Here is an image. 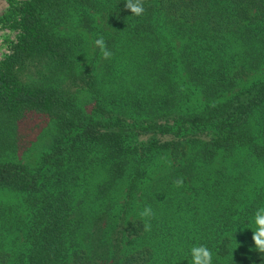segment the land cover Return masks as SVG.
Instances as JSON below:
<instances>
[{
	"label": "trees",
	"instance_id": "trees-1",
	"mask_svg": "<svg viewBox=\"0 0 264 264\" xmlns=\"http://www.w3.org/2000/svg\"><path fill=\"white\" fill-rule=\"evenodd\" d=\"M124 3L26 0L3 16L20 33L0 60V156L24 126L53 135L36 167L0 160V190L26 213L0 206V227L13 224L23 244L1 250L0 264H189L201 244L213 264H264L247 228L264 205V0H144L140 16ZM240 150L261 165L253 189L223 167ZM165 155L179 163L155 181L182 178L215 202L191 243L166 237V223L145 232L138 214ZM95 172L103 178L87 189Z\"/></svg>",
	"mask_w": 264,
	"mask_h": 264
},
{
	"label": "rangeland",
	"instance_id": "rangeland-1",
	"mask_svg": "<svg viewBox=\"0 0 264 264\" xmlns=\"http://www.w3.org/2000/svg\"><path fill=\"white\" fill-rule=\"evenodd\" d=\"M24 1L26 0H0V60L11 53V48L20 33L16 22L18 18H6L3 16L7 11L11 10L12 5L20 6ZM259 76H261L260 72L252 74L248 82ZM80 99L83 101L84 97L80 96ZM24 127L25 130L19 136L16 149L1 155L0 160L22 162L30 167H36L39 164L40 157L49 150L53 129L51 127L38 128L37 126L34 128L30 127L31 129H28L27 126ZM177 163H179L178 160L168 158L166 155L160 156L150 173L152 174L151 181L146 187L148 198L145 197L144 201L141 200L140 202L139 198L136 205L140 206L141 210L145 206L151 207L154 213V217L151 219V227L155 231L158 232L157 227L166 223L169 227V234L166 237L173 240L179 235L184 238L188 235L191 243L208 229L209 224L213 220L215 202L213 199L207 200L204 186L194 191L195 188H186L183 185L185 189L181 191L172 181L170 184H167L166 180L155 181V178L163 172L171 171L172 167L177 165ZM218 167H221L219 158L212 165L207 166V170H214ZM223 167L226 168L227 172L232 173L230 174L232 176L230 180L234 185L238 182L237 186L241 189L245 188L247 184L251 186L250 188L253 186L255 188L260 180V174H262L260 171L261 165L244 150H240L224 160ZM238 172H242L243 176V178L238 177L240 178L239 181L236 180L238 179L236 178L239 175L237 174ZM206 175L208 176L207 179H209L208 182L211 183L215 174ZM102 178L103 175L100 172L90 174L88 177L89 184L86 188L90 189L92 185L98 183ZM241 183L244 184L243 187ZM200 185L201 183L196 184L197 187ZM233 188L232 186L230 189L232 190ZM115 195L118 201L117 205L120 206V202L124 197V188L121 187L119 191L115 192ZM21 203L20 195L17 193L0 190V206L10 208L12 214L16 212L17 215L24 217L26 213ZM7 224V230L2 228V226L0 227V252L2 250L4 253H9L10 257H12L23 249V244L22 238H20L21 233L14 231L15 226L13 227V224L10 225L9 222ZM166 249L169 248L167 247Z\"/></svg>",
	"mask_w": 264,
	"mask_h": 264
},
{
	"label": "clouds",
	"instance_id": "clouds-1",
	"mask_svg": "<svg viewBox=\"0 0 264 264\" xmlns=\"http://www.w3.org/2000/svg\"><path fill=\"white\" fill-rule=\"evenodd\" d=\"M124 7L130 10L131 14L140 16L144 12V0H125ZM95 46L103 54V58L108 59L112 53L107 48L103 37L95 40ZM177 187L183 185V179H177L173 182ZM139 217L144 221V231H151V219L154 217L153 210L150 206H145L139 212ZM252 230L253 248L264 257V207L255 210L252 217V226L247 227ZM189 264H213V253L206 245H194L190 249Z\"/></svg>",
	"mask_w": 264,
	"mask_h": 264
}]
</instances>
